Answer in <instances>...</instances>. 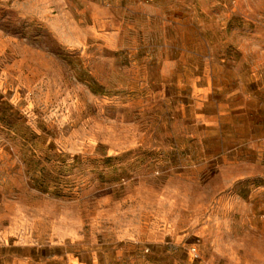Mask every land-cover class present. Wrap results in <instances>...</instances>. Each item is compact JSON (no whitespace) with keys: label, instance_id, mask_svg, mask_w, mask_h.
<instances>
[{"label":"rangeland","instance_id":"374dc122","mask_svg":"<svg viewBox=\"0 0 264 264\" xmlns=\"http://www.w3.org/2000/svg\"><path fill=\"white\" fill-rule=\"evenodd\" d=\"M0 264H264V0H0Z\"/></svg>","mask_w":264,"mask_h":264}]
</instances>
